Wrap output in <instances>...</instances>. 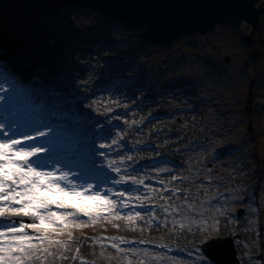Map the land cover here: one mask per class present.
I'll list each match as a JSON object with an SVG mask.
<instances>
[{"label":"rangeland","instance_id":"1","mask_svg":"<svg viewBox=\"0 0 264 264\" xmlns=\"http://www.w3.org/2000/svg\"><path fill=\"white\" fill-rule=\"evenodd\" d=\"M46 5L48 3L45 0H0V20L13 23L12 30L15 35L10 40H3V36L0 35V53L4 54L0 60V70L3 68L1 63L9 62L5 54L9 59L24 57L25 62L21 64L25 67V78L36 74L34 68L37 61L41 65H46L48 69L44 85L47 94L46 105L60 113L71 112L74 117L79 118V124L85 130H90L92 133L102 132L105 135L104 139L97 138L95 142L97 146L100 143L111 145L98 149L106 153V157H98V159L104 160L105 171L110 178L118 179L119 175H126L144 181L142 185H133L130 181L120 185L109 182L102 186L101 190L111 187L114 191H125V198L130 207L120 209L122 217L136 211L141 212L142 216V219L136 221L155 217L151 225L167 228L169 232L167 235L172 236L170 239L165 237L161 240L146 238L147 242L162 246L161 250H150L151 248L138 247L133 242L136 239L131 235L124 236L111 233L112 231L109 230L122 231L125 227L130 230L145 228L135 223L136 221L128 222L123 218L118 221L109 217V221L100 219L93 224L88 218V221H85L86 218L81 217L80 222L87 225L76 228L81 233L87 231L96 233L98 236H93V240L99 239L102 245L109 248L111 243H118L120 249L128 245L129 257L123 254L124 252H107L100 246L101 244H98L101 247L100 253L95 254L93 259L100 264H108L110 261L117 264L121 262L129 264V261L131 264H196L198 260L196 247L187 246L181 249L172 240H176L182 234L188 236L189 231L200 233V230L205 232L207 229L206 235H208L213 234L218 228L233 230L237 226L246 234V238L236 241L241 250V253L240 251L238 253L239 264H263L261 250L264 249V241H262L264 167L260 169L261 165L255 160L259 146L253 141V137L255 136L261 144L259 150L262 152L264 118H256L251 110L247 111V115H252L255 120L252 121L251 117L243 112V106L247 105L243 100L231 99L225 102L219 96L209 98V93L203 88L185 89L183 92L187 102L183 114L189 117V121L197 122L201 130H196L199 131L200 136L197 134L198 138L194 142H186L187 144L182 146L180 135H192L193 138L195 133L187 132L191 124H185L179 108L166 98L167 94L162 86L155 82L152 85L149 82L155 80V76L150 73V68L154 67L153 63L149 62L150 68H143V72L122 79L118 90L114 92L120 94L122 98L138 93L133 96L132 99L135 101L131 104H149L133 114V106L125 107L116 103L107 94L113 92L111 90L114 85L99 88L106 81L109 83L114 81L119 71L114 70L108 74L105 70L111 60L103 53L104 46H107L104 39L107 37L104 34L105 26H101L102 19L95 15L96 10L56 11L48 10ZM32 11L40 14L35 17ZM57 12H63L64 15L60 17ZM72 19L76 24L69 22ZM66 31V37L71 38V41L67 44L61 39L62 43L66 44V48L62 45V51L58 52H64L66 56L57 55L48 62L49 56L46 52L38 50L37 36L52 37ZM109 45L111 46L110 43ZM27 47L36 49L33 52L35 55L32 56L37 61L26 55L29 53L26 51ZM17 61L19 60L16 59ZM99 61L100 66L97 64ZM10 62L14 61L10 60ZM139 62L141 63L142 60L140 59ZM142 83H147V86L143 87L144 90L137 88ZM3 88H7V84H4ZM3 95L4 92L0 90V96ZM129 99L131 101V98ZM0 103L4 101L0 100ZM157 106L158 108L155 109ZM199 110H202L200 117ZM156 120L158 122L150 126V122ZM249 123H254L252 130L248 128ZM156 127L161 130H156ZM113 140L116 144H112ZM146 147L153 149L155 153L152 154L149 149L147 152L143 151ZM128 156L132 159L128 160ZM110 160L116 161L115 167L121 169L120 174L112 172L107 167ZM163 161H170L174 166L164 165ZM173 177L176 179L171 182L172 188H169L170 178ZM178 181L185 185L180 188ZM137 195L147 197L144 207H140L141 202L134 199ZM165 207L168 211L164 210ZM241 207L244 212L238 217V210ZM175 225L177 228L174 231ZM65 232L66 238H69V229ZM250 235L254 237L249 241L251 246L260 250L256 256L246 247ZM107 237L117 239L104 240ZM120 239L128 243H120ZM99 240H96V243H99ZM176 241L181 243L179 240ZM48 247L53 255L46 259L42 258L43 264L61 260L62 250L67 248V245ZM125 256L127 259L124 258ZM66 257L70 259V256ZM102 260H105V263ZM32 264H42V262L34 260Z\"/></svg>","mask_w":264,"mask_h":264},{"label":"snow or ice","instance_id":"2","mask_svg":"<svg viewBox=\"0 0 264 264\" xmlns=\"http://www.w3.org/2000/svg\"><path fill=\"white\" fill-rule=\"evenodd\" d=\"M17 59L25 62L23 56ZM47 72V66L39 63L34 68L36 74L28 78L21 73L5 75L0 70V90L4 92L0 96L4 101L0 103V264H32L34 260L43 264L42 258L53 255L48 246H65L53 236L87 226L80 222L81 217L93 224L100 219L109 221V217L133 223L142 219L139 211L121 216L120 209L130 207L125 191L101 189L109 182L142 185L144 181L135 176L109 177L104 160L98 159L106 153L98 149L111 145L97 146L95 140L105 138L102 132L85 130L71 112L60 113L46 105ZM115 164L110 160L107 167L120 174ZM134 199L144 207L147 197L137 195ZM154 219L151 217L147 223L151 225ZM68 236L71 239V232ZM119 242L128 243L123 239ZM217 242L211 235L202 241V247L195 249L196 264H217L210 251ZM111 248L124 251L118 243H111Z\"/></svg>","mask_w":264,"mask_h":264},{"label":"trees","instance_id":"3","mask_svg":"<svg viewBox=\"0 0 264 264\" xmlns=\"http://www.w3.org/2000/svg\"><path fill=\"white\" fill-rule=\"evenodd\" d=\"M45 7H47V9L49 8L48 10H52L49 5H46ZM62 9L68 12L77 8L75 6H68ZM32 13L35 17L40 14L35 11H32ZM95 13V15L102 19L101 26H105L104 34L107 37L104 39V43L107 46H104L103 53L106 54V58L111 60V63L109 64V67L106 66L105 70L108 71V74L114 70L119 71L114 81L111 83L106 81L103 83V86H99V88H106L111 84L114 85L113 90H111L113 92L107 93L111 96V100L120 103L123 106L125 105V107L133 106V114H135L139 110L149 106V104H131L135 101V99H132L134 98L133 96H136L138 93L129 94L127 97L122 98L120 94H115L114 92L118 90L121 85L119 82L122 81V79L130 78L133 74L143 72V68H150L149 62H152L154 67L150 68V73L155 76V80L149 82L152 85L155 82L162 86L166 91V98H168L171 104H174L175 107L179 108L180 116L183 117L180 118L184 120L185 124H191V126L189 125L187 132L189 134L195 133L193 138L192 135H180L182 136V146L194 142L198 138L197 134L199 131L196 132V130H201V126L198 125L197 122L189 121V117L187 115L184 116L183 114L187 102L183 92L185 89L203 88L209 93V98L219 96L225 102L231 99H237L239 101L243 100L246 103L249 96V90L251 89V112L256 118H264V0H262L261 23L252 40L247 39V34L249 32V27L247 25L241 28L235 25L222 24L218 26L214 32L208 33L203 37L193 34H185L174 41L154 44L144 41L142 34L137 30L131 29L127 24L104 17L98 11ZM56 14L60 17L64 15L63 12H57ZM40 21L42 23L43 18L40 19ZM69 22L76 24L74 19L69 20ZM12 25L13 23L10 21L6 22L0 20V35L3 36V40H10L15 36L12 30ZM66 33L67 31L64 33H57L52 37L37 36L36 43L38 44V50L46 52V55L49 56L48 62L51 58L57 57V55L66 56V53L64 52L58 53L62 51L63 47L66 48L64 42L69 44V41H71V38L66 37ZM61 39H64L63 43ZM29 42L33 43L30 40ZM62 45L63 47H61ZM34 50L36 49H32V47H27L26 49V51H29V53L26 54L31 59H34V56H32L35 55V53H33ZM225 56L229 57L228 62L225 61ZM94 58H96V55H94ZM140 59L142 60L141 63L139 62ZM35 61H37V59ZM97 64L100 66V61L97 62ZM144 86H147V83H142L138 85L137 88L143 89ZM152 92L154 93L155 90ZM129 98H131V101ZM163 105L165 104L163 103ZM157 108L158 106L155 107V109ZM201 112L202 110L198 111L199 117ZM243 112L246 115L248 114L245 105L243 106ZM249 117H251L252 121H255L252 115ZM155 122H158V120L154 122L151 121L150 126ZM253 127L254 123H252V128ZM156 130L161 129L156 127ZM173 132L174 131H171V133ZM175 136L178 135L169 137ZM253 138V141L257 142V145L259 146V152L255 156V160L261 165L260 169H263L264 149L261 152V150H259L261 144L257 141L255 136ZM147 149L151 150L152 154L155 153L154 150L149 147H146L143 151L147 152ZM164 165L167 164L165 163ZM172 181H174V179L170 178V183L168 185L169 188H172ZM178 182V186H181L180 188L185 185V183H182L181 181ZM175 185L176 184H174V186ZM117 220L119 221L120 219ZM147 221L148 220L143 219L135 222L144 226L145 228L143 229L130 230V228L125 227L122 231L109 230L110 232L112 231L111 233L123 234L124 236L131 235L137 240H146V238L157 240H161L165 237L168 239L172 238L170 234L167 235V233H169L167 232V228L158 225H149ZM174 227L173 230L175 231L177 226L175 225ZM201 231L203 230H200V233L189 231V234L186 237L183 234H179L180 237L176 238V240H179L181 243L176 240L172 241L178 246V248L182 249L187 246L198 248L201 246L202 241L209 235L226 236L233 233L239 234L242 239L246 238L244 231L241 230V227L237 228V226H235L233 230H227L224 227L221 230L218 228L213 234L208 235H206V231ZM79 234L78 231L77 235ZM84 234L87 244L81 248V253L88 258L94 257L95 254L98 255L100 251L98 246L94 243L90 244V242H88L91 241L92 237L96 236V234L91 231H87ZM261 235H263V233ZM249 239L246 247L249 248L248 251L251 254L256 256V254L260 253V250L251 246L249 242L251 239H254V237L250 235ZM262 241H264V235L262 236ZM236 247L238 253L239 251L241 253L239 244L236 243ZM107 250L111 251L110 249ZM261 253L264 258V249L261 250ZM67 260L68 259H65L61 264H67ZM102 262L105 263V260H102ZM71 264H76V262H71ZM109 264L115 263L114 261H110ZM120 264L124 263L121 262Z\"/></svg>","mask_w":264,"mask_h":264},{"label":"water","instance_id":"4","mask_svg":"<svg viewBox=\"0 0 264 264\" xmlns=\"http://www.w3.org/2000/svg\"><path fill=\"white\" fill-rule=\"evenodd\" d=\"M59 11L75 5L95 9L104 16L127 24L142 34L143 40L159 44L174 41L185 34L203 37L222 24L249 27L247 39L252 40L261 23L262 0H45ZM228 62L229 57L225 56ZM251 89L246 110H251ZM249 130L252 124L249 123ZM244 212L238 210V217ZM210 250L217 264H239L236 240L239 234L217 236ZM202 247V245H201Z\"/></svg>","mask_w":264,"mask_h":264},{"label":"bare ground","instance_id":"5","mask_svg":"<svg viewBox=\"0 0 264 264\" xmlns=\"http://www.w3.org/2000/svg\"><path fill=\"white\" fill-rule=\"evenodd\" d=\"M4 57V54L0 53V60ZM18 57V56H17ZM17 57L15 58H8L5 54V58L8 59L9 62H3L1 63L3 65V68H2V71L5 73V74H15V73H21L23 74V76L25 77L26 76V73L24 72L25 71V67L23 64H21L20 61H17L16 62V59ZM10 60H13L14 62H10ZM20 63V64H19Z\"/></svg>","mask_w":264,"mask_h":264}]
</instances>
